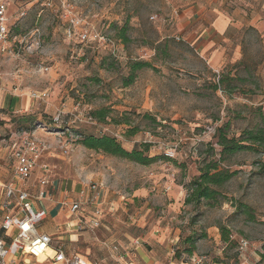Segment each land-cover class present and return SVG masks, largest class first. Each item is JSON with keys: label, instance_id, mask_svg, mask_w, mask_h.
<instances>
[{"label": "rangeland", "instance_id": "obj_1", "mask_svg": "<svg viewBox=\"0 0 264 264\" xmlns=\"http://www.w3.org/2000/svg\"><path fill=\"white\" fill-rule=\"evenodd\" d=\"M8 3L10 47L0 54L4 162L19 142L16 129L28 127L31 116L40 125L26 134L48 148L39 164L49 182L100 191L99 227L85 219L69 252L88 253L92 264L141 263L139 254L151 264L198 257L202 264H264V147L220 164L233 175L213 187L211 202L186 201L200 168L219 158L217 128L229 138L264 132V27L229 29L203 54L181 39L173 0ZM134 63L149 67L126 86ZM101 110L104 117L88 123L86 115ZM58 113L71 133L52 123ZM72 130L115 138L153 161L143 166L86 149ZM58 222L50 218L38 228L63 243Z\"/></svg>", "mask_w": 264, "mask_h": 264}, {"label": "built area", "instance_id": "obj_2", "mask_svg": "<svg viewBox=\"0 0 264 264\" xmlns=\"http://www.w3.org/2000/svg\"><path fill=\"white\" fill-rule=\"evenodd\" d=\"M8 4V0H0V54L7 52L10 47L7 44L9 29L5 14ZM82 37L86 38V34ZM38 39L39 36L35 40L37 47ZM101 40L106 43L103 37ZM31 97L40 100L45 94H33ZM73 117L74 120L80 121L75 115ZM62 118L58 113L52 118L53 123L62 125ZM91 118L88 114L85 119L88 123H94ZM65 131L68 133V130ZM26 133L29 132L18 133L19 142L14 143L8 151L7 169L11 178L0 186V264H83V258L77 254H66L62 244L55 243L51 236L40 232L38 228L47 219V212L41 207L34 209L33 204L52 200L45 189L51 183L48 168L39 164L42 154L48 148L44 142L40 143ZM63 152L68 153L66 149ZM33 175L35 176L32 179L31 190L25 189L27 181ZM86 188L87 191L81 190L75 199L64 197L58 201L61 211L72 222H76V230L81 229L80 226L86 219L84 209L87 205H91L93 211L87 219L89 225L92 228L99 227L100 191L94 184ZM246 245L247 242L243 240L240 248ZM202 259V257L194 258L191 264H202Z\"/></svg>", "mask_w": 264, "mask_h": 264}, {"label": "crops", "instance_id": "obj_3", "mask_svg": "<svg viewBox=\"0 0 264 264\" xmlns=\"http://www.w3.org/2000/svg\"><path fill=\"white\" fill-rule=\"evenodd\" d=\"M231 1L232 3L228 4ZM173 4L175 5V9H177L175 12V25L181 39L185 40L190 46L195 45L197 51L203 54H206L212 47H215L217 43H221L224 34L229 29L248 26L264 27V0H173ZM227 5L232 6L228 8ZM14 101H11V106ZM4 155L6 153L0 151V186L11 178V174L6 170L7 165L4 162ZM34 176L27 181L25 189L31 190V186L33 185L32 178L34 179ZM45 189L52 200H45L40 204L34 203L33 207L34 209L44 208L47 212V219H59L56 228L64 236V242H58L57 238L59 235H53L46 231L43 232L51 236L55 243L62 244L66 254L75 255L77 253L73 254L69 252L67 243L77 241L78 230L73 226L74 222L61 211L58 201L64 197L70 198V196H76L77 198L81 190L86 191V187H74L72 189L70 185L57 181L51 182ZM32 190L35 191V189ZM86 210H89V208ZM86 212L85 218L88 219L93 211L89 210V212ZM74 236L75 238L72 240L71 237ZM77 255L83 258V264H92L88 253L86 255ZM139 256L141 263L139 261L137 263L133 261L130 263L118 261V264H151L152 261L149 258L143 254H139Z\"/></svg>", "mask_w": 264, "mask_h": 264}, {"label": "trees", "instance_id": "obj_4", "mask_svg": "<svg viewBox=\"0 0 264 264\" xmlns=\"http://www.w3.org/2000/svg\"><path fill=\"white\" fill-rule=\"evenodd\" d=\"M146 67H149L148 63L132 64V73L129 78L125 81V85L127 86L131 84L132 80L135 77V71L144 69ZM91 117L95 120L96 123L104 117V111L101 110L99 112L91 113ZM32 118L33 117L31 116H27L28 121H30L28 123L29 126L25 127V129L23 130L16 129V132L21 133L30 131L35 126L40 125V123L35 125ZM54 125H56V128L58 130H63L65 134H67L65 130H68V132L71 133L68 127L61 128L60 125ZM222 128L223 127L217 128L215 132L216 145L220 148L219 158L214 159V157H212L208 163H206L202 168H200V173L197 177H195L196 179L189 183L188 190L190 195L186 200L187 202H196L202 199L207 202H211V200L215 199V196L218 194V192H216L213 187H221L227 181H229L233 175V173L230 172L229 169H221L220 164L226 162L227 158L232 157L238 153L244 151H255L259 147H264V132L262 130L257 131L256 133L252 131L247 132L240 138H229L226 133H223L224 131ZM72 133H74L76 137H81L79 143L86 149L102 151L113 157H119L121 159L127 160L132 163H137L143 166L149 165V163L153 161V158L144 157V151L133 150L132 152H127L121 147V145L119 144V142L116 141L115 138L109 137L107 135H104L102 137H85L81 134H76V132L73 130ZM223 238L225 241L228 240L225 235H223Z\"/></svg>", "mask_w": 264, "mask_h": 264}, {"label": "bare ground", "instance_id": "obj_5", "mask_svg": "<svg viewBox=\"0 0 264 264\" xmlns=\"http://www.w3.org/2000/svg\"><path fill=\"white\" fill-rule=\"evenodd\" d=\"M73 229V228H72Z\"/></svg>", "mask_w": 264, "mask_h": 264}]
</instances>
